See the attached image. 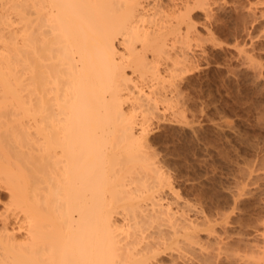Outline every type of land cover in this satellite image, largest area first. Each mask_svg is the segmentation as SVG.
<instances>
[{
	"label": "bare ground",
	"instance_id": "6f19581e",
	"mask_svg": "<svg viewBox=\"0 0 264 264\" xmlns=\"http://www.w3.org/2000/svg\"><path fill=\"white\" fill-rule=\"evenodd\" d=\"M217 2L0 0V264L220 262L224 218L175 195L146 146L190 69L191 11Z\"/></svg>",
	"mask_w": 264,
	"mask_h": 264
},
{
	"label": "rangeland",
	"instance_id": "374dc122",
	"mask_svg": "<svg viewBox=\"0 0 264 264\" xmlns=\"http://www.w3.org/2000/svg\"><path fill=\"white\" fill-rule=\"evenodd\" d=\"M217 1L207 7L209 13L207 8L191 11L192 34L197 36L190 43L191 70L172 81L167 78L173 90L166 85L168 102L149 122L146 146L175 195L209 217L224 218L225 228L216 226L223 233L218 230L219 240L214 236L223 251L213 240L215 255L214 245H208L213 237L204 239L207 253L221 258L214 263L259 264L264 231V17L254 22L243 7L251 4L264 12V0ZM7 198L0 196V212ZM166 255L163 264L175 259Z\"/></svg>",
	"mask_w": 264,
	"mask_h": 264
}]
</instances>
